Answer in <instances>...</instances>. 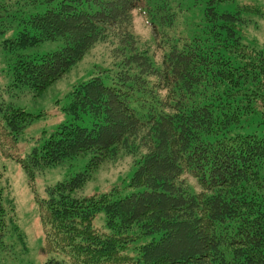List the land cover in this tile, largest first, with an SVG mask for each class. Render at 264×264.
Segmentation results:
<instances>
[{"label":"trees","instance_id":"1","mask_svg":"<svg viewBox=\"0 0 264 264\" xmlns=\"http://www.w3.org/2000/svg\"><path fill=\"white\" fill-rule=\"evenodd\" d=\"M222 1L206 0L202 30L181 25L186 0H27L15 10L0 3V18L11 10L23 17L5 41L17 52L12 86L42 94L97 42L113 56L70 92L67 109L89 115L90 125L63 124L26 157L18 139L34 115L0 107V151L20 163L32 188L38 170L91 155L85 170L36 197L44 251L53 255L44 264H264V136L242 131L264 107V49L241 42L240 17L216 11ZM135 16L150 29L145 41ZM60 39L59 50L23 52ZM125 154L136 158L132 193L81 196L91 167ZM11 211L8 220L0 186L3 248L9 222L19 230ZM99 212L106 231L93 224Z\"/></svg>","mask_w":264,"mask_h":264},{"label":"rangeland","instance_id":"2","mask_svg":"<svg viewBox=\"0 0 264 264\" xmlns=\"http://www.w3.org/2000/svg\"><path fill=\"white\" fill-rule=\"evenodd\" d=\"M27 0H0V3L12 4V10L20 7ZM19 2V4L17 3ZM43 6V5H42ZM38 7V10L42 8ZM218 14H237L236 31L241 42L256 49H264V0H225L216 4ZM184 9L186 22L181 24L186 28L196 27L204 29L208 21V6L206 0H199L196 4L186 0ZM3 13L0 18V107L14 105L23 108L34 115L33 120L21 132L18 139V152L26 157L38 147L43 137L53 133L61 125L75 122L90 125L89 115L81 119L67 107L70 104V92L75 83L86 81L106 68L113 60L111 46L107 42H97L94 47L77 62L71 70L42 94L27 87L13 85L12 65L16 51L8 50L5 41L17 36L23 27V17L13 16V11ZM9 14V16H7ZM210 23L207 24L209 26ZM135 33L144 40L152 34L141 16H135ZM62 40L44 41L38 46L23 50L31 56H40L63 47ZM244 133H256L264 136V107H260L246 120ZM2 113L0 111V123ZM90 154H81L61 165L38 170L32 188L27 172L16 160L5 157L0 151V186L3 188L4 205L7 209L8 220L14 209L15 220L19 230H14L9 222V231L5 236L8 247H0V264H44L51 256L44 251V232L39 219L36 197H46L47 188L59 181L70 178L77 172L85 170L89 164ZM120 156V155H119ZM135 157L125 154L115 160H105L103 163L91 167V177L81 190V196L100 195L118 188L122 195L130 194L134 188L127 187L129 179L136 168ZM118 195V192H116ZM93 224L96 228L106 231L104 212H99ZM150 240L145 237L140 243ZM179 242V240L177 241Z\"/></svg>","mask_w":264,"mask_h":264}]
</instances>
